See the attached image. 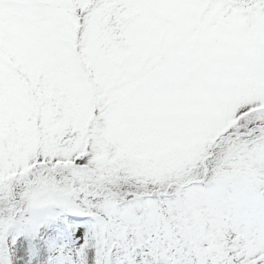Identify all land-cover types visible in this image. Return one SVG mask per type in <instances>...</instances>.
I'll return each instance as SVG.
<instances>
[{
	"label": "snow or ice",
	"instance_id": "6c2138e0",
	"mask_svg": "<svg viewBox=\"0 0 264 264\" xmlns=\"http://www.w3.org/2000/svg\"><path fill=\"white\" fill-rule=\"evenodd\" d=\"M0 264H264V0H0Z\"/></svg>",
	"mask_w": 264,
	"mask_h": 264
}]
</instances>
